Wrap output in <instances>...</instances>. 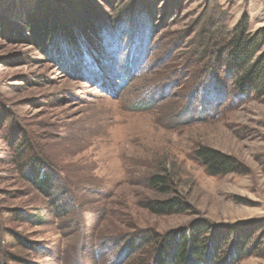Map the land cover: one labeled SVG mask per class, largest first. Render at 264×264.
Masks as SVG:
<instances>
[{
	"label": "rangeland",
	"instance_id": "1",
	"mask_svg": "<svg viewBox=\"0 0 264 264\" xmlns=\"http://www.w3.org/2000/svg\"><path fill=\"white\" fill-rule=\"evenodd\" d=\"M46 9L68 32L42 50L26 22ZM242 17L263 28L264 0H0V264H148L159 236L201 219L232 229L228 240L262 224L236 264H264V95H238L210 68L209 41ZM199 146L243 172L207 174ZM20 149L43 157L51 197L23 177ZM163 169L183 213L140 206L166 197L146 183ZM136 235L151 240L123 252Z\"/></svg>",
	"mask_w": 264,
	"mask_h": 264
},
{
	"label": "trees",
	"instance_id": "2",
	"mask_svg": "<svg viewBox=\"0 0 264 264\" xmlns=\"http://www.w3.org/2000/svg\"><path fill=\"white\" fill-rule=\"evenodd\" d=\"M89 12L91 11L87 9V13L82 14L84 20L81 18L79 22L87 33L95 30L98 21L96 14L92 15ZM62 21L59 9L58 12L46 9L38 18L29 17L26 22L29 40L43 50L57 37L56 34L61 28L68 32ZM209 42L210 46H214L215 54L210 66L213 76L222 74L223 76L219 77L220 81L224 84L230 83L232 90L238 95L250 93L264 95V27L251 33L248 31L247 18L242 17L222 40L212 39ZM20 152L21 149L18 151L16 164L23 177L40 194L51 197L55 186L54 179L43 162V157L31 151L27 155L25 151ZM193 154L209 175L243 172V165L236 158L214 148L199 146ZM146 183L151 190L166 196L141 200L140 206L149 213L169 215L187 210V203L176 189L167 169L149 174ZM261 226L262 224L257 225L254 231L251 233L247 231L248 233L245 232L247 234L243 233L244 235L240 237L235 233L232 239L228 240L232 235V229H216L204 219L197 220L187 228L170 230L159 236L148 264H236L247 251L245 245ZM247 227L251 228L250 225ZM262 232L254 240L256 245L260 244L264 236V231ZM12 239L24 248L40 251L38 243L25 240L17 233H12ZM149 240L140 235L132 236L125 241L123 252L135 253ZM252 248H248L247 252Z\"/></svg>",
	"mask_w": 264,
	"mask_h": 264
}]
</instances>
